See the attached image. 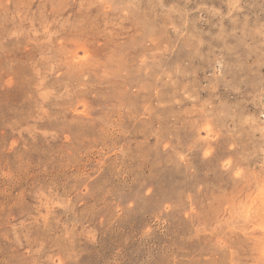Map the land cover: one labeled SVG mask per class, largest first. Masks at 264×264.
Masks as SVG:
<instances>
[{
	"label": "rangeland",
	"instance_id": "obj_1",
	"mask_svg": "<svg viewBox=\"0 0 264 264\" xmlns=\"http://www.w3.org/2000/svg\"><path fill=\"white\" fill-rule=\"evenodd\" d=\"M264 0H0V264H264Z\"/></svg>",
	"mask_w": 264,
	"mask_h": 264
},
{
	"label": "snow or ice",
	"instance_id": "obj_2",
	"mask_svg": "<svg viewBox=\"0 0 264 264\" xmlns=\"http://www.w3.org/2000/svg\"><path fill=\"white\" fill-rule=\"evenodd\" d=\"M262 230H264V229H262Z\"/></svg>",
	"mask_w": 264,
	"mask_h": 264
}]
</instances>
